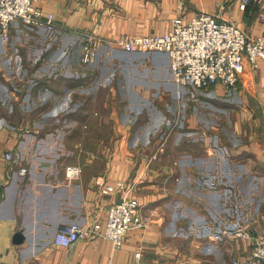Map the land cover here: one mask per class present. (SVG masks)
<instances>
[{
	"label": "crops",
	"instance_id": "1",
	"mask_svg": "<svg viewBox=\"0 0 264 264\" xmlns=\"http://www.w3.org/2000/svg\"><path fill=\"white\" fill-rule=\"evenodd\" d=\"M240 3L35 1L53 13L56 26L53 33L29 32L48 43L40 68L70 76L25 80L27 94L0 106V264H129L136 251L138 264H234L250 254L251 239L211 235L236 224L251 233L264 229L263 213L249 210L254 220L244 218L245 206L255 204L249 200L255 184L264 180V61L254 66L245 59L231 88H195L174 81L165 51L117 45L199 12L264 39V0H250L245 9ZM18 21L11 33H25ZM87 35L108 44L101 43L95 61L81 63L77 40ZM16 50L0 45V53ZM7 151L18 154L16 161ZM104 184L116 187L104 192ZM125 197L136 199L149 221L117 247L102 232L109 207ZM72 221L87 233L69 247L54 243L60 225Z\"/></svg>",
	"mask_w": 264,
	"mask_h": 264
},
{
	"label": "built area",
	"instance_id": "2",
	"mask_svg": "<svg viewBox=\"0 0 264 264\" xmlns=\"http://www.w3.org/2000/svg\"><path fill=\"white\" fill-rule=\"evenodd\" d=\"M35 1L0 0V37L3 41H8L10 26L16 20L32 27L56 29L53 13L45 14ZM249 2L250 0H241L240 7L245 9ZM93 38L90 35L84 36L81 48L84 63L92 62L101 43H107L104 38H100L99 43ZM117 45L127 52L165 51L169 55L174 81L179 86L195 88L216 84L231 88L244 71L245 59L254 66L259 61H264L263 38L249 37L236 23L219 19L209 12H199L189 18L184 15L174 17L169 27L161 33H136L120 40ZM178 96H182L181 89L178 90ZM5 157L16 161L18 154L7 151ZM67 169L71 174L79 171L78 167L69 166ZM104 185V192L114 191L116 187L115 184ZM148 221L149 217L142 212L139 202L125 197L109 207L102 235L120 247L130 229L145 227ZM101 226L99 222L95 224L97 230ZM86 233L87 230L77 221L63 223L53 241L69 247ZM211 238L215 241H225L228 238L251 239L250 254L244 260L234 259V264H264V229L251 233L244 224H236L232 229L212 233ZM140 254V251H136L129 264H138Z\"/></svg>",
	"mask_w": 264,
	"mask_h": 264
},
{
	"label": "rangeland",
	"instance_id": "3",
	"mask_svg": "<svg viewBox=\"0 0 264 264\" xmlns=\"http://www.w3.org/2000/svg\"><path fill=\"white\" fill-rule=\"evenodd\" d=\"M18 24H16L17 26H21V29L25 30V33H17V32H12L11 33V28L9 29V39L7 42H0L1 47H7V46H17L18 50H16L15 54H9L8 53H0V99H5L4 103L1 104L0 102V106L1 107H5L3 109H6V105H7V101H8V97L14 94H17L18 96H21L20 99L23 98V94H25L26 92H28V89H24V81L25 80H39L40 78H48V77H54V78H58L61 77L62 75H64L63 73H65V75L70 76V72L69 71H65V70H56L54 69L52 66L48 67L51 69L46 70L45 68H40V58L42 56L41 49L43 48V45L46 44L48 46V43H45L47 41H42L41 39L38 38H34L31 37L29 32H31V29H38L39 27H32L26 23H23L22 21H18ZM43 27V26H40ZM48 30V29H47ZM54 30H48L49 33H53ZM16 35V36H14ZM18 35V36H17ZM61 36V35H60ZM83 37V38H82ZM78 38V37H77ZM59 39V38H57ZM78 45L80 46V48H82V44L84 42V36H81L80 38H78ZM44 42V44H43ZM15 43V44H14ZM45 45V46H46ZM100 45V44H99ZM45 48V47H44ZM31 50V52H29ZM29 52V54L27 53ZM81 53H82V49L80 51L79 54V61L81 63L82 59H81ZM97 58V56L94 58L93 61H95ZM66 60V59H65ZM64 60V61H65ZM26 90V92H25ZM27 94V93H26ZM5 105V106H3ZM3 112V111H2ZM0 112V113H2ZM5 120H7L6 117H4ZM22 121V119H21ZM62 158H64V156H61ZM263 178H260L257 183L255 184V198L254 200L249 199L251 202L253 201V203L255 202V204H253V208L252 205L251 207L249 206L247 208V206H245V211L246 214L244 215L245 220H254L253 217H251V211H255L256 215L259 214H264V180H262ZM246 185V183H241L240 187H241V192H243V186ZM246 188V187H245ZM243 194V193H241ZM251 196V194H250ZM240 200L243 199H247V196L245 195V197H240ZM247 208V210H246ZM259 219L260 218H256V225H260L259 224ZM262 224V223H261ZM257 228V227H256Z\"/></svg>",
	"mask_w": 264,
	"mask_h": 264
}]
</instances>
